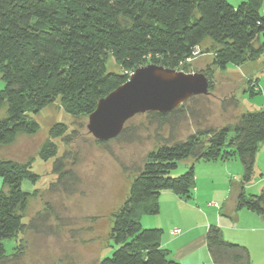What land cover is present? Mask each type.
I'll return each mask as SVG.
<instances>
[{
	"label": "trees",
	"instance_id": "obj_1",
	"mask_svg": "<svg viewBox=\"0 0 264 264\" xmlns=\"http://www.w3.org/2000/svg\"><path fill=\"white\" fill-rule=\"evenodd\" d=\"M260 5L261 0H244L237 6L226 0H0V78L4 82L0 145L12 143L20 133L37 132L39 124L33 115L54 102L67 115L88 116L98 99L141 65L190 72L186 60L205 40L210 42L205 48L211 51V65L199 72L212 89L213 68L244 64L261 55L264 15ZM108 57L120 72L106 70ZM248 89L250 94L258 91L253 85ZM182 107L183 103L169 112L151 113L159 125L167 123L172 130L170 115ZM66 130L64 123L50 126L49 138L38 150L41 160L56 157L53 139ZM170 137L146 153L127 197L111 213L108 236L117 247L98 264H180L159 245L162 230L142 228L140 218L159 211L162 191L184 200L192 197L195 161L224 162L236 157L243 174L234 184V211L244 208L264 215V188L255 195L243 194L244 184L253 176L256 151L264 141V108L245 111L233 123L199 129L183 139L172 138L173 132ZM183 160L191 161L187 170L171 175ZM31 162L0 158V264H12L21 254L6 255L2 240L18 236L26 227L23 213L35 190L29 193L21 185L24 180L39 179ZM61 164L54 159V172H61ZM205 238L214 264H250L247 248L224 240L217 225L208 226Z\"/></svg>",
	"mask_w": 264,
	"mask_h": 264
},
{
	"label": "rangeland",
	"instance_id": "obj_2",
	"mask_svg": "<svg viewBox=\"0 0 264 264\" xmlns=\"http://www.w3.org/2000/svg\"><path fill=\"white\" fill-rule=\"evenodd\" d=\"M226 1L237 6L244 0ZM259 12L264 15V0H261ZM261 41L264 43V37ZM209 43V40H205L196 47L195 54L186 60L190 72L211 65V51L205 48ZM105 64L107 71H121L111 57L107 58ZM213 70V88L207 94L188 98L178 113L170 115L172 130L167 123L159 125L151 113L153 111H146L127 119L120 135L98 143L86 128L87 116L67 115L59 103L54 102L33 115L32 118L39 124L37 132L20 133L12 143L0 145V158L32 161L31 168L39 177L34 183L24 180L21 185L29 193L35 190L23 213L22 222L26 224L24 231L2 240L6 255L21 253L12 264H98L117 247L108 236L112 226L110 215L127 197L132 177L149 150L161 143L162 138L170 140V132H173L172 138L183 139L199 129L233 123L245 111L264 108V91L250 94L248 89L249 78L264 89V48L254 61L240 65L227 64L225 69ZM3 85L0 78V88ZM3 114V110H0V116ZM56 122L66 125V133L53 139L57 145L56 157L41 160L38 157L39 147L49 138V128ZM55 158L62 162L60 173L64 172L63 175L53 170ZM224 162L228 170L238 177L221 176L213 182L201 179L200 189L203 191L200 192H203L205 203L213 200L215 195L221 198L228 194L230 180L237 182L242 178L243 169L236 157ZM204 163L208 162H194V175L200 174L201 170L205 172V168H200ZM190 164V160L178 162L171 175L184 173ZM1 184L0 177V189ZM263 187L264 141L256 151L253 177L244 184L243 194L245 197L258 194ZM212 189L216 194H212ZM226 208L227 205L221 207L219 212L221 219L229 223L231 219L228 216H221ZM158 212L143 214L141 227L151 228L146 226L144 219L156 217ZM162 215L164 218L165 213ZM243 224L249 228L256 226L251 220L242 221L240 226ZM242 237L243 240L246 237L251 240L250 257L251 262L255 263L264 253V229L247 232Z\"/></svg>",
	"mask_w": 264,
	"mask_h": 264
},
{
	"label": "crops",
	"instance_id": "obj_3",
	"mask_svg": "<svg viewBox=\"0 0 264 264\" xmlns=\"http://www.w3.org/2000/svg\"><path fill=\"white\" fill-rule=\"evenodd\" d=\"M248 81V86L253 85L254 88H258L259 92L264 91L259 87L257 81L251 78ZM200 166L206 170L204 173H202L204 170H201L200 174L195 175L197 185L193 189L192 197L184 200L171 191H162L158 199V215L156 217H144L146 218L144 219L146 226L162 230L159 245L167 249L170 257L180 264H214L206 248V230L210 224L217 225L221 229L224 240L245 246L249 253L250 264H264V253L259 255L255 263L251 262L249 247H251L252 242L249 238L246 237V240H243L242 237V234H247V232L263 230L264 215H258L244 208L234 211L233 193L236 181L232 180L229 183L228 194L225 192L221 198L215 195L213 200H208L205 203L203 192H200L203 191L200 189L201 179H209L210 182H213L215 178L221 176L233 178L236 174L228 170V166L222 161L208 162ZM236 177L238 176L236 175ZM211 192L213 195L216 194L215 189H212ZM225 205H227L226 212L221 216H228L231 219L229 223L220 217L219 210ZM164 213L165 217L162 218ZM245 220L254 221L256 226L252 228L246 224L240 226L241 222ZM175 228L179 229L178 233H172Z\"/></svg>",
	"mask_w": 264,
	"mask_h": 264
},
{
	"label": "water",
	"instance_id": "obj_4",
	"mask_svg": "<svg viewBox=\"0 0 264 264\" xmlns=\"http://www.w3.org/2000/svg\"><path fill=\"white\" fill-rule=\"evenodd\" d=\"M209 92L202 72H184L153 63L134 69L127 80L97 100L86 128L98 141L116 137L127 119L146 111L169 112L188 98Z\"/></svg>",
	"mask_w": 264,
	"mask_h": 264
},
{
	"label": "built area",
	"instance_id": "obj_5",
	"mask_svg": "<svg viewBox=\"0 0 264 264\" xmlns=\"http://www.w3.org/2000/svg\"><path fill=\"white\" fill-rule=\"evenodd\" d=\"M195 54V51L193 53V55ZM190 58H188L187 60H189ZM179 232V229L178 228H175L172 230V233H178Z\"/></svg>",
	"mask_w": 264,
	"mask_h": 264
}]
</instances>
